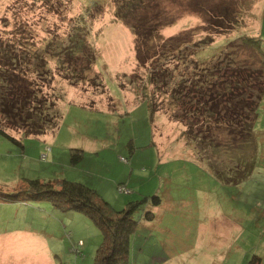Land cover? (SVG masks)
<instances>
[{"label": "rangeland", "instance_id": "obj_1", "mask_svg": "<svg viewBox=\"0 0 264 264\" xmlns=\"http://www.w3.org/2000/svg\"><path fill=\"white\" fill-rule=\"evenodd\" d=\"M198 3L215 16L227 3L236 23L214 33L196 59L208 60L240 34L259 36L264 48V0H159L167 23L160 37L195 28L193 37L203 36L199 27L212 16ZM113 14L112 0H0V49L8 46L1 53L15 46L43 55L45 43L59 39L51 51L58 59L46 61L53 78L41 85L52 94L50 118L38 122L31 116L29 123L12 126L0 114L7 132L0 131V191L15 190L23 178L57 187L66 179L93 188L114 209L146 197L132 213L137 227L128 264H246L253 253L264 263V97L253 127L254 168L241 181H223L167 109L149 110L142 81L132 74L144 73L136 64L134 33ZM80 26L90 29L91 73L70 63L69 73L86 77L68 81L61 72L66 68L57 64L59 49L72 45L69 30L78 35ZM34 76L29 78L35 84ZM94 78L96 85L90 83ZM74 148L82 154L77 161H71ZM211 157L228 162L225 155ZM6 195L0 192V264H93L102 232L87 214L47 199Z\"/></svg>", "mask_w": 264, "mask_h": 264}, {"label": "trees", "instance_id": "obj_2", "mask_svg": "<svg viewBox=\"0 0 264 264\" xmlns=\"http://www.w3.org/2000/svg\"><path fill=\"white\" fill-rule=\"evenodd\" d=\"M112 1L114 17L134 33L136 64L143 68L144 73L133 71L132 74L133 77L138 74L142 81L141 95L149 110L160 109V106L167 109L171 120L185 127L182 134L187 142L193 145L197 153L209 159L212 169L223 181L238 182L246 178L254 168L256 148L252 137L253 127L256 109L264 97V48L261 38L240 34L227 41L208 60L196 59L195 53L213 42L214 33L226 31L236 23L231 19L235 17L234 14L230 15L234 9L229 10L227 3L221 4L216 16L198 3L212 17L199 27L205 34L195 39L196 28L190 30L191 33L182 30L176 35L160 37L159 29L167 23L160 17L162 9L159 0ZM194 10H197L196 7ZM151 11L154 13L151 14ZM82 17L83 13L78 19L83 26ZM77 28L78 35L74 32L75 28L68 33L72 45L66 43L59 49L62 58L57 64L66 68L61 72L68 81H75L76 77L84 80L86 77L82 71L79 75L69 73L72 66L80 70L86 68L91 73L89 69L93 57L91 54L89 58L90 45L86 39L90 29L86 26ZM186 34H189L187 39L184 38ZM54 40L59 39L52 37L42 47L43 55L34 54L28 49L19 52L15 46H9V54L0 52V114L12 126L29 123L31 116L34 117L33 121L38 122L50 118V109L54 107L50 101L52 94L43 91L41 85L49 84L53 78L46 61L59 57L58 53H51ZM79 57L86 61L81 63ZM2 66H7L8 70H3ZM33 72L36 74L35 84L29 78ZM28 80H31V88L28 87ZM90 83L97 84L95 78ZM0 131L7 134L1 125ZM73 150L71 161H77L82 156L81 150ZM212 155H225L228 162L221 165ZM17 187L13 191L0 192L11 198L20 195L24 197L22 199H47L62 210L83 211L97 224L102 232V241L96 248L93 264H128L130 238L137 227L132 213L146 197L129 200L125 207L114 209L93 188L81 182L62 179L57 187L52 181L23 178ZM154 199L156 201L157 197ZM246 264L264 263L259 255L253 253Z\"/></svg>", "mask_w": 264, "mask_h": 264}, {"label": "crops", "instance_id": "obj_3", "mask_svg": "<svg viewBox=\"0 0 264 264\" xmlns=\"http://www.w3.org/2000/svg\"><path fill=\"white\" fill-rule=\"evenodd\" d=\"M255 27V30H254V32L253 33H256V31L258 30L257 28H258V21H257V23H256V25H254ZM27 229V228H26ZM22 230H24V229H22ZM24 231H26V230H24Z\"/></svg>", "mask_w": 264, "mask_h": 264}]
</instances>
